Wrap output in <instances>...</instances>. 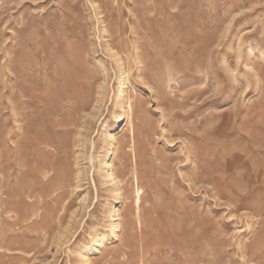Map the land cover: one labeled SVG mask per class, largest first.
Listing matches in <instances>:
<instances>
[{"label":"rangeland","instance_id":"obj_1","mask_svg":"<svg viewBox=\"0 0 264 264\" xmlns=\"http://www.w3.org/2000/svg\"><path fill=\"white\" fill-rule=\"evenodd\" d=\"M0 264H264V0H0Z\"/></svg>","mask_w":264,"mask_h":264},{"label":"bare ground","instance_id":"obj_2","mask_svg":"<svg viewBox=\"0 0 264 264\" xmlns=\"http://www.w3.org/2000/svg\"><path fill=\"white\" fill-rule=\"evenodd\" d=\"M126 72V71H125ZM127 73V72H126ZM125 73V74H126ZM166 75H168V74H166ZM125 78V77H124ZM122 82V81H121ZM166 82H168V81H166ZM124 83V82H123ZM127 83V82H126ZM170 83V82H169ZM125 84V83H124ZM161 84V83H160ZM163 85V84H162ZM124 88V87H123ZM122 91V90H121ZM119 96H120V94H119ZM121 98V97H120ZM127 98H129V97H127ZM95 99L96 98H94V101H95ZM101 100V99H100ZM101 102V101H100ZM96 103H98V99H97V101L95 102V104ZM126 104L125 106H126V112H125V121H126V123H127V125L128 126H130V119L132 118L131 116H132V105H131V102L129 101V100H126L125 102H123V104ZM88 105V104H87ZM98 105V104H97ZM93 106V105H92ZM88 107V106H87ZM88 109V108H87ZM85 110V109H84ZM91 110V109H90ZM143 123V122H142ZM130 133V132H129ZM131 137V136H130ZM110 138H111V136H110ZM112 140V139H111ZM47 149V148H46ZM75 158H77V157H75ZM131 158V157H130ZM103 165L106 167V172H105V178H107V179H109V182H111L112 184H113V186L115 187V189H114V191L115 192H117V191H120V187H119V185H118V182H116V177H115V175H114V172L112 171V168H111V165H108L105 161H103ZM131 174H132V181H134L135 182V184H137V174H136V170L135 169H133L132 170V172H130ZM47 175V174H46ZM42 181V180H41ZM133 182V183H134ZM134 185V184H133ZM141 189V188H140ZM140 189H136V193H135V202H134V204L136 205V208H137V206H138V204H139V202H140V194H141V192L139 191ZM116 194V193H115ZM114 194V195H115ZM119 195V194H118ZM117 195V196H118ZM119 197V196H118ZM118 210H116V208L112 211L113 212V217L115 218L116 217V212H117ZM113 219V218H112ZM118 223L116 222V219H114L113 220V222H112V224H111V229H112V232H111V238L112 239H116L117 238V234H116V232H117V229H118ZM103 240H105V236H104V234H102V233H99L95 238H94V240H93V247L91 248L90 247V249L89 250H92L93 252H95V253H97L99 250H100V246H101V244H102V242H103ZM117 240V239H116ZM80 258L84 261L83 263H87V262H85V256H84V253H82V254H80ZM84 258V259H83Z\"/></svg>","mask_w":264,"mask_h":264}]
</instances>
